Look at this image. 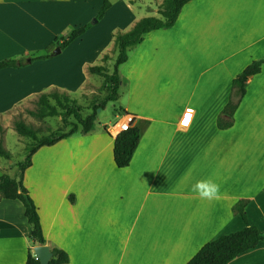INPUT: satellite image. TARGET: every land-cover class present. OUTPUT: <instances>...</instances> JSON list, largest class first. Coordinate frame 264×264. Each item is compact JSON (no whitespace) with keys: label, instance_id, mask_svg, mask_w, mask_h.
Returning <instances> with one entry per match:
<instances>
[{"label":"crops","instance_id":"obj_1","mask_svg":"<svg viewBox=\"0 0 264 264\" xmlns=\"http://www.w3.org/2000/svg\"><path fill=\"white\" fill-rule=\"evenodd\" d=\"M163 1L110 0L96 20L103 0H0V60L24 63L0 70V125H10L3 118L12 120L13 108L42 93L99 82L89 71L90 82L73 88L54 80L53 57L29 59L119 6L115 39L141 18L160 16ZM110 50L106 44L104 56L116 57ZM132 50L120 66L129 96L122 110L145 129L130 165L115 163L117 134L96 128L40 147L25 170L47 244L69 254L66 264H186L205 243L246 226L233 209L242 199L249 224L264 234V63L246 83L234 124L217 126L233 79L264 58V0H191L173 27L148 32ZM209 178L220 185L219 200L191 190ZM31 234L23 203L0 198V264H25L38 245ZM229 264H264V241Z\"/></svg>","mask_w":264,"mask_h":264},{"label":"trees","instance_id":"obj_2","mask_svg":"<svg viewBox=\"0 0 264 264\" xmlns=\"http://www.w3.org/2000/svg\"><path fill=\"white\" fill-rule=\"evenodd\" d=\"M191 0H164L160 9V16H147L141 18L133 28L127 32H119L115 35L114 50L116 57L114 68L110 72L104 65H93L89 71L104 78V83L109 85V93L100 103L93 105V111L84 116L82 107L77 100L71 98L67 93H60L58 90L42 93L34 101L36 108L28 109L27 112L34 117L44 118L47 116L62 115L63 122L68 130L56 129L48 134L39 135L37 130L27 124L21 117L15 119L14 129L21 136L29 137L32 143L27 146L26 156L18 163L19 175H3L0 178V198L18 199L25 208V215L32 226L31 237L38 244H47L43 227L38 212V207L30 195L24 183L25 170L32 164L33 154L42 146L53 145L58 141L70 137L76 133L88 134L97 128L98 108L104 109L108 102L116 101L120 96L121 75L120 66L128 61L131 49L139 45L148 32L162 28H171L175 25L182 8ZM110 0H103V4L96 16L101 19L110 8ZM92 25L77 27L69 32L62 41L56 43L57 48L63 50L75 39L83 35ZM57 40V39H56ZM54 53H45L33 56L32 61L44 60L54 56ZM108 59V55L103 60ZM264 58L250 63L232 81V94L230 100L217 118V126L221 129L230 128L234 124L235 112L246 94V83L250 76L261 71ZM24 65L22 60L3 59L0 60V70L10 67ZM73 118V120L71 119ZM142 135L139 125H132L128 130L121 131L114 140V160L118 167L124 168L130 165L132 157L138 147ZM0 156L11 159V152L4 146L0 139ZM74 200L73 198L71 199ZM247 200H239L233 209L241 214L246 226L240 230L224 234L212 241L205 243L186 264H229L238 255L256 247L264 241V234L259 229L250 225L246 216ZM53 257L50 264H66L70 261L69 254L58 247H50ZM25 264H41L33 252H29Z\"/></svg>","mask_w":264,"mask_h":264},{"label":"rangeland","instance_id":"obj_3","mask_svg":"<svg viewBox=\"0 0 264 264\" xmlns=\"http://www.w3.org/2000/svg\"><path fill=\"white\" fill-rule=\"evenodd\" d=\"M113 11L114 13L106 18V20H102L100 23L91 25L92 27L95 26L94 29H97L95 33L88 32L82 38L74 41L70 44V46L64 48L62 52L52 56L59 69L53 76L54 80H57L60 83L67 82L73 88H76L82 80L84 81V85H87L91 80L99 81L96 84L88 85L83 90L77 89L76 91L67 93L71 98L77 100L78 104L82 107V114L84 116L92 112L93 105L100 103L109 93V85H106L103 82V79L101 81V77L99 75L90 74V81L87 82L85 77L89 73V66L86 65L87 63L84 64V60H88L91 66L102 65L103 63L101 58L104 56L105 52H108H102L103 47L108 44V46H110L113 50L115 39L112 38L113 35L111 33V27L114 21L121 18L122 14L121 9L119 10V6H116ZM90 23H92V21ZM56 48L57 47H54L50 53H54ZM106 55H108V59L104 60L105 64L107 65V68L113 70L115 60L114 52ZM91 89L93 92H90ZM59 92L65 93L61 91ZM162 92V90H158L159 94ZM231 94L232 88L230 95ZM128 98L129 96L126 88L121 86L120 97L116 101L108 102L104 109L98 108L97 128H109L112 125L126 119L122 107L125 105ZM35 108L36 105L34 101L27 103L23 102L13 108L11 114L9 113V115H12L13 117V113L15 112L12 120L7 117L3 118L2 123L12 122L7 126H5L6 124L0 125V139L3 141L4 146L11 152V159L8 160L0 156V178L6 174L10 176L19 175L18 163L24 160L27 146L32 143V140L29 137L21 136L16 132L13 124L15 119L21 117L27 124L32 125L37 130L39 135L48 134L56 129L68 130L70 128L69 126L66 127L64 125L62 115L58 114L38 118L31 116L27 112L28 109ZM71 119L73 120V118ZM141 129L143 131L145 128L141 126ZM114 133H117V130Z\"/></svg>","mask_w":264,"mask_h":264},{"label":"clouds","instance_id":"obj_4","mask_svg":"<svg viewBox=\"0 0 264 264\" xmlns=\"http://www.w3.org/2000/svg\"><path fill=\"white\" fill-rule=\"evenodd\" d=\"M193 109H189L186 115L188 118V123L185 124V119L182 121V124L187 127L192 118ZM192 192L196 193L198 197L202 200H219L221 198L220 185L212 179H203L198 180L192 185Z\"/></svg>","mask_w":264,"mask_h":264},{"label":"water","instance_id":"obj_5","mask_svg":"<svg viewBox=\"0 0 264 264\" xmlns=\"http://www.w3.org/2000/svg\"><path fill=\"white\" fill-rule=\"evenodd\" d=\"M96 21V20H95ZM61 52L60 48L54 50V54H59ZM31 62V59L28 60ZM34 254L39 259L41 264H50V260L53 257V253L48 244H38L34 247Z\"/></svg>","mask_w":264,"mask_h":264},{"label":"built area","instance_id":"obj_6","mask_svg":"<svg viewBox=\"0 0 264 264\" xmlns=\"http://www.w3.org/2000/svg\"><path fill=\"white\" fill-rule=\"evenodd\" d=\"M125 118L126 119H124L123 121H120L116 123L115 125H112L111 127H109L108 130L111 133H114L117 130V133H114V134H118L121 131L128 130L133 125L135 118L130 114H125Z\"/></svg>","mask_w":264,"mask_h":264},{"label":"snow or ice","instance_id":"obj_7","mask_svg":"<svg viewBox=\"0 0 264 264\" xmlns=\"http://www.w3.org/2000/svg\"><path fill=\"white\" fill-rule=\"evenodd\" d=\"M184 122H185V124H187L188 123V118H186Z\"/></svg>","mask_w":264,"mask_h":264}]
</instances>
